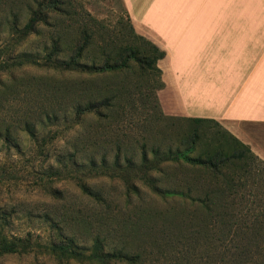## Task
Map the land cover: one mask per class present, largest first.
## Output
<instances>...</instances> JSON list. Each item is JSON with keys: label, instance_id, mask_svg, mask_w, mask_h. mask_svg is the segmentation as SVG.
<instances>
[{"label": "rangeland", "instance_id": "1", "mask_svg": "<svg viewBox=\"0 0 264 264\" xmlns=\"http://www.w3.org/2000/svg\"><path fill=\"white\" fill-rule=\"evenodd\" d=\"M17 1L19 0H0V43L2 38L5 41L8 36L9 6L16 7ZM23 1L25 3L27 0ZM58 1L60 4L58 10L49 13L50 24L41 26L39 33L31 34L21 44L23 55L28 54L31 58L35 54H40L41 57L44 47L50 44V34L59 42L63 51L59 53L61 56H65L67 46L79 40L83 41L82 32L88 31V27L102 33L105 42L112 41L114 44H119L120 39L124 40L129 34L127 26L129 15L122 0ZM23 5L25 7V4L19 7ZM236 8L248 9L247 12L251 13L252 60H264V1L238 0ZM23 12L24 16H27L26 7ZM25 21L26 18L20 26ZM95 51L96 49L93 50L94 53L97 52ZM94 53H88L87 48L81 62L88 64V60L95 56ZM39 61L43 63L44 59ZM14 75L17 77L15 81L12 79L13 75L4 76L2 78L4 87L0 84V130L3 132L6 126H11L12 131V138L8 144L4 143L3 133L0 135V232L10 236H24L30 232L33 237L39 239V243L43 244V241L54 237L49 222L45 219V214H48L49 218L61 221L60 226L65 233H73L81 241L89 240L93 235L98 234L107 245L125 247L132 251L146 249L158 255L156 243H153L154 239L147 236L150 231H144L146 228L140 225L149 226L151 222L148 221V225L140 219V216L144 218L148 210L167 207L172 205L173 201L167 200L163 203L159 196L138 183V180L136 184L139 186L140 194L135 195L128 192L127 182L122 178L101 173H87L83 169V164L87 165L91 156L99 161L101 153L104 152L103 146L108 150L106 157L107 162L110 163L115 151V145L111 142L115 138L112 136L114 134L120 138L118 143H121L122 151L136 162L139 161L141 152L138 139L140 131L146 129L142 119L153 110L151 105L155 104L153 99L155 95L162 113L170 116L164 111L158 95L161 88H156L161 76L158 77L151 70L142 74L134 69L127 73L108 72L100 80H91L87 69L84 72L60 71L50 70L43 65L17 68ZM123 82H129L130 92L136 100V107L130 110L133 117L130 116L132 118L129 122L124 121L123 118L116 126L114 124L110 126L103 121L100 124L93 113L75 119V110L83 107L76 106L88 102L89 94L92 96L100 93L110 94L120 88ZM51 110L57 111L59 118L55 124L49 125L41 132L42 136L51 138V143L43 152V149H40L39 145L23 132L22 123L27 118L42 117L46 111ZM68 117L69 119L65 121ZM182 118L179 116L171 119L161 118L159 124L154 126L157 135L155 138L160 141L162 150L167 146L179 145V139L182 140L184 135L191 134L195 137V132L200 136L201 141L196 148L208 154L226 141V136L224 132L222 133L224 127L220 123L196 124L190 119ZM152 142H155V139ZM69 154L74 155V161L68 160ZM58 158H65L67 168L56 161ZM246 162L237 161L235 165H228V169H221L228 170L226 172L230 175L233 172L239 175L245 169L254 174L255 180L249 179L244 186L235 183L234 190L237 193L229 198L239 217L252 221L261 210V204L264 203V162L261 159H249ZM60 169L62 171L60 176L55 174L48 176L46 173ZM207 169L209 168L172 165L163 168L161 166L150 172L158 176L163 172L166 180L178 178L181 180L180 188L186 191L191 189L193 196L204 197L209 188L224 186V181L215 180L211 176V171ZM236 174L233 175L237 176ZM78 177L98 190L105 201L98 202L84 194L77 185ZM53 189L59 192L53 193ZM257 237L261 239L260 244L251 242L241 246L237 251L242 253L241 256L238 259L227 258L234 262L226 264L246 262L264 264V225ZM217 244L219 246L222 243L217 240ZM238 244L239 241L234 239V236H230L229 240L218 248L231 257L236 254L235 247ZM174 246L176 248L159 254L157 260L153 259L154 264L187 263L185 258L182 262L178 257L182 247ZM187 246L188 261L191 255L196 260V264H205L203 259L206 256L205 244L195 248V251L190 245ZM38 250L40 249L35 251ZM0 264H55V261L47 253L30 252L23 255H8L0 259Z\"/></svg>", "mask_w": 264, "mask_h": 264}, {"label": "trees", "instance_id": "2", "mask_svg": "<svg viewBox=\"0 0 264 264\" xmlns=\"http://www.w3.org/2000/svg\"><path fill=\"white\" fill-rule=\"evenodd\" d=\"M21 4H25L27 16H24V5L19 7ZM59 5L58 0H27L25 3L23 0H19L16 7L9 6L8 36L5 41L2 38L0 43L1 87H4L2 80L4 76L11 77L13 75L12 79L15 81V78H17L14 75L15 70L28 65L37 67L43 65L50 70L60 71L84 72L87 69L91 80H100L108 72L127 73L134 69L139 70L142 74L151 70L158 77L161 76V70L157 62L164 57L165 52L155 43L138 34L129 16L127 17L129 34L124 40L120 39L119 44H114L112 41L105 42V36L102 33L88 27V31L83 30L82 32L83 41L79 40L77 43L67 46L65 56L59 54L63 51L52 34H50L51 39L49 38L50 44L44 47L41 57L40 54H35L31 58L28 54L23 55L20 49L21 44L31 34L39 33L41 26L50 24L51 16H49V13L57 11ZM24 18H26V21L20 26ZM98 28L102 29L103 27ZM97 39L101 41H96ZM87 48L88 53H94L93 50L95 49L97 51L94 53L95 56L90 55L92 59L88 60V64L81 62ZM40 59H44L43 63L39 61ZM163 85L162 80L159 79V85L156 88L160 89ZM153 99L155 101V104L151 105L153 110H150L148 116L142 119L145 122L144 127L146 129L140 131L141 134L138 139L141 152L139 161L136 162L131 156H127L122 151L121 143H118L120 138L117 134H114L112 136H115V138L111 142L115 145V151L110 163L107 162L106 157L108 150L103 146L104 152L101 153L99 161L91 156L88 158V164H83V169L87 173H101L111 177H120L127 182L128 192L135 195L140 194L139 186L136 184V180H138V183L143 184L159 196L163 203H166L167 200L173 201V204L167 205V207H156L148 210L144 218L142 215L140 216L143 222H151L150 225L147 223L149 226L140 225L146 228L144 231H150L147 236L154 239L153 243H156L155 248L158 255L176 248L174 245H177L182 247L178 257L182 262L183 258L187 260V263L183 262V264H190V262L196 264V260L191 255L190 262L188 261L187 244L193 247L194 251L195 248L197 249L205 244L206 256L203 257L205 264L233 263V260L229 261L227 258L234 257L233 259H238L242 254L237 252L241 246H246L251 242L260 244L261 239L257 236L264 225V203L261 204V210L254 220L247 221L245 218H240L229 198L237 193L234 190L235 183H241L240 185L244 186L249 179L255 180V177L248 169L240 172L239 175L236 172L230 175L229 172H226L228 171L226 169L229 168L228 165H235L237 161L246 162L249 159H260L251 151L249 146L224 128L222 133L224 132L226 141L220 143V147L212 153L208 154L197 149L200 141L197 132L194 133L196 134L195 137L191 134L184 135L182 140L179 139V145L167 146L166 149L162 150L160 141L158 142V139L155 138L157 135L154 126L159 124L161 118L171 119L174 116H167L162 113L157 96L155 95ZM135 103L134 95L129 89V82H123L120 88L118 87L110 94L100 93L96 96L89 94L88 102L76 106L83 107H78L75 110V119L93 113L100 124L103 121L110 126L112 124L116 126L123 118H125L124 121L128 122L131 120L133 114L130 110L136 107ZM58 118L57 111H46L42 117L37 119H25L22 123V130L44 152L47 145L51 143V138L42 136L41 132L49 125L55 124ZM68 119L69 117L65 118V121ZM182 119H190L196 124L203 122L217 123L215 120L205 118L183 117ZM10 128L11 126H6L3 132L0 130V135H2L1 133L4 135L5 144H8L12 138ZM153 139H155V142H152ZM70 159H74L73 154L68 155V160ZM56 161L67 168L65 158H58ZM172 165L198 169L200 167L209 168L207 170L211 171V176L215 180L222 179L224 186L209 188L204 197L193 196L191 189L186 191L180 188V179L171 178L166 180L163 172L159 171L161 172L160 176L150 172V170L155 171L161 166L163 168V166ZM221 168L226 169L222 170ZM60 171L61 169L50 170L46 173H48V176L53 174L60 176L62 173ZM77 185L89 198L98 202L105 201L101 193L89 186L81 177H78ZM58 192L59 190L53 189V193ZM127 195L129 200L130 194ZM176 203L179 205L177 206ZM45 219L49 222L54 237L43 241V244L39 243V239L33 237L30 232H27L24 236H10L0 232V259L13 254L23 255L30 252H42L51 255L55 264H154L153 259L157 260L158 255L146 249L132 251L125 247L107 245L98 234L93 235L89 240L81 241L75 234L65 233L60 226L61 221H57L56 218H49L48 214H45ZM230 236H234V239H237L240 243L235 247L236 254L231 257L226 252L219 250L220 246L228 241ZM217 240H220L222 244L216 245ZM36 249L40 250L35 251ZM245 264H248V262Z\"/></svg>", "mask_w": 264, "mask_h": 264}, {"label": "crops", "instance_id": "3", "mask_svg": "<svg viewBox=\"0 0 264 264\" xmlns=\"http://www.w3.org/2000/svg\"><path fill=\"white\" fill-rule=\"evenodd\" d=\"M237 1L122 0L135 31L165 52L164 111L217 121L264 162V60H252V15Z\"/></svg>", "mask_w": 264, "mask_h": 264}]
</instances>
